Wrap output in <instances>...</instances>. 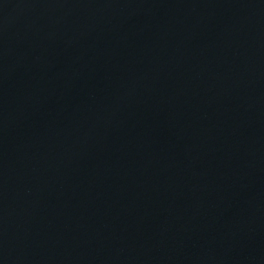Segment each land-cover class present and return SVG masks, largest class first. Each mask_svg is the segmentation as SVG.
Segmentation results:
<instances>
[{
    "label": "water",
    "instance_id": "1",
    "mask_svg": "<svg viewBox=\"0 0 264 264\" xmlns=\"http://www.w3.org/2000/svg\"><path fill=\"white\" fill-rule=\"evenodd\" d=\"M0 264H264V0H0Z\"/></svg>",
    "mask_w": 264,
    "mask_h": 264
}]
</instances>
